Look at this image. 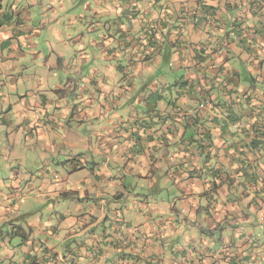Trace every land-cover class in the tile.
<instances>
[{
	"label": "crops",
	"instance_id": "1",
	"mask_svg": "<svg viewBox=\"0 0 264 264\" xmlns=\"http://www.w3.org/2000/svg\"><path fill=\"white\" fill-rule=\"evenodd\" d=\"M20 1L0 0V158L73 135L64 187L0 186V264H264V0H77L52 41Z\"/></svg>",
	"mask_w": 264,
	"mask_h": 264
},
{
	"label": "rangeland",
	"instance_id": "2",
	"mask_svg": "<svg viewBox=\"0 0 264 264\" xmlns=\"http://www.w3.org/2000/svg\"><path fill=\"white\" fill-rule=\"evenodd\" d=\"M28 0H21L17 6H19L20 4L22 5H26ZM40 2L38 3L37 0H29L28 2L30 4H32V6H30V8L28 9H34V13L38 16V18L40 20H43L44 24L46 25L45 28L42 31V34L44 36V38L46 40H53V38L50 36V33L52 31L53 33V29H55L56 27L60 28L62 31H64V33H66L70 27H71V21L73 19V17L75 18L76 16L79 15L80 10L77 7H73V2L76 4L77 0H72V2H70V0H39ZM65 2L63 8L60 7V5ZM47 6L52 7L50 10L46 9ZM45 8V10H44ZM54 14H56V16H54ZM56 19V20H55ZM46 45V44H45ZM48 48H46L47 51ZM48 54V51L47 53ZM47 57V56H46ZM60 69H65V68H59L56 71V77H57V81L59 80V77L62 78L61 75V70ZM53 72L52 73H48L47 71H43V75L47 80V84L50 82V86L53 87V79H51L53 77ZM50 80V81H49ZM76 128H79L78 122L75 121L74 125H73V129L74 131L76 130ZM86 130L89 131V133L85 132L83 129L79 130V134L80 136H84V135H90L91 132H93L91 129H89L87 126L84 127ZM68 135V137H67ZM66 135V133L63 130L59 131V139H58V154L54 157V158H49V163L44 164L45 159L44 156H46L47 152H44L40 149V151L38 149L35 150V153L37 154V156H33L29 158V161L27 160V162L24 161H20L19 160H13V156L12 158L8 159V160H4V158H0V186L4 187L6 185L11 184L16 178L18 179V181H21V176L23 175V171H25L26 169L28 170L25 173V176H29V180L30 179H35L36 176L38 178H36L34 180V186L37 187L39 185H41L44 182H48V184L51 186H57L62 188V186L64 187L63 184V179L67 177V172L63 167V153H62V146L63 143H65L66 140L69 141V139H71L73 133L72 131H70V133H68ZM0 150L1 148L5 147V148H9L12 145V140L10 139V142H8L7 140V136L4 135V132L0 131ZM21 139L22 136H20L18 144H17V148L20 149V151H28L25 150V146L24 144L21 145ZM82 142V141H80ZM79 142V143H80ZM68 150V148H65ZM77 151H82L84 152L85 150L83 148H75ZM18 156V155H17ZM7 162H9L11 164V167L13 166V168H18L19 165L22 163V172L20 173V176L17 177L16 174L12 173V171L9 169V167H7V165L5 164ZM29 162V163H28ZM29 165V166H28ZM45 165V166H44ZM48 171L44 172L43 170L47 169ZM43 171V172H42ZM50 172V174H49ZM45 174L46 176H42V174ZM22 174V175H21ZM35 176V177H32ZM63 184V185H62ZM67 184H69V182H67ZM5 189V188H4ZM66 203H61V206H59V209L61 212H63L64 214L66 212L72 211V209L74 208V204H71L70 201H65ZM46 215V214H45ZM53 226L54 227H61L64 228L67 225L65 223H63L62 221H58V220H53ZM34 233H38V231H34Z\"/></svg>",
	"mask_w": 264,
	"mask_h": 264
}]
</instances>
